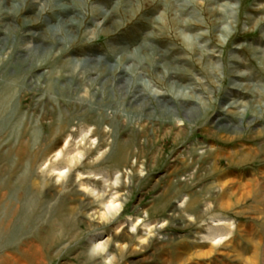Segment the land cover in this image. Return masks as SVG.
<instances>
[{
	"label": "rangeland",
	"instance_id": "1",
	"mask_svg": "<svg viewBox=\"0 0 264 264\" xmlns=\"http://www.w3.org/2000/svg\"><path fill=\"white\" fill-rule=\"evenodd\" d=\"M0 264H264V0H0Z\"/></svg>",
	"mask_w": 264,
	"mask_h": 264
},
{
	"label": "bare ground",
	"instance_id": "2",
	"mask_svg": "<svg viewBox=\"0 0 264 264\" xmlns=\"http://www.w3.org/2000/svg\"><path fill=\"white\" fill-rule=\"evenodd\" d=\"M73 22V21H72ZM65 173H60V177H62ZM119 205V204H118ZM107 206V205H105ZM107 210L109 212V214H113L114 212H116L118 210V206L114 204V201H112V203L110 202L108 204V207H107ZM213 232L210 234V236H212L213 238L215 237V234H216V238H218V241H219V238H221L222 236L225 237L224 235H221L220 231H217V230H212ZM216 232V233H215ZM218 232V233H217ZM214 235V236H213ZM105 243V242H104ZM95 244V243H94ZM96 245V244H95ZM108 245V242H106L105 244H98V246L96 245V247H94V253L96 252V250H101L102 252L105 251V249H107ZM94 246V245H93ZM92 250V248H91ZM93 251V250H92ZM93 253V252H92ZM108 256V255H107ZM111 256V255H110ZM109 257V256H108ZM111 259V258H110Z\"/></svg>",
	"mask_w": 264,
	"mask_h": 264
}]
</instances>
